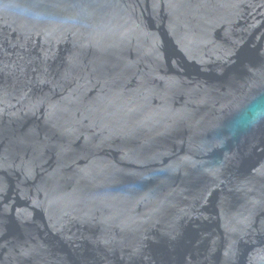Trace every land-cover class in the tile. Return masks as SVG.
I'll return each instance as SVG.
<instances>
[{
  "label": "water",
  "instance_id": "1",
  "mask_svg": "<svg viewBox=\"0 0 264 264\" xmlns=\"http://www.w3.org/2000/svg\"><path fill=\"white\" fill-rule=\"evenodd\" d=\"M264 0H0V264H264Z\"/></svg>",
  "mask_w": 264,
  "mask_h": 264
},
{
  "label": "clouds",
  "instance_id": "2",
  "mask_svg": "<svg viewBox=\"0 0 264 264\" xmlns=\"http://www.w3.org/2000/svg\"><path fill=\"white\" fill-rule=\"evenodd\" d=\"M264 118V102H258L250 107L248 114L241 122L242 126L254 124L257 120Z\"/></svg>",
  "mask_w": 264,
  "mask_h": 264
}]
</instances>
